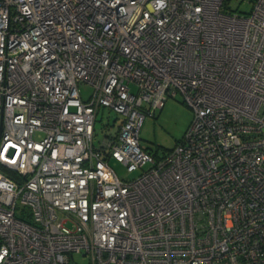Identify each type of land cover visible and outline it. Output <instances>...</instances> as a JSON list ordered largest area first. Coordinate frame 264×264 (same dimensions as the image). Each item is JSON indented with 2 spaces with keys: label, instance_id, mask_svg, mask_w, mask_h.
Listing matches in <instances>:
<instances>
[{
  "label": "built area",
  "instance_id": "built-area-1",
  "mask_svg": "<svg viewBox=\"0 0 264 264\" xmlns=\"http://www.w3.org/2000/svg\"><path fill=\"white\" fill-rule=\"evenodd\" d=\"M226 2L0 0V264H264V0ZM177 94L156 158L140 129Z\"/></svg>",
  "mask_w": 264,
  "mask_h": 264
},
{
  "label": "rangeland",
  "instance_id": "rangeland-1",
  "mask_svg": "<svg viewBox=\"0 0 264 264\" xmlns=\"http://www.w3.org/2000/svg\"><path fill=\"white\" fill-rule=\"evenodd\" d=\"M253 0H227L228 10L238 13H248ZM134 89V87H133ZM80 91L83 98H87L91 92V86L87 83L80 84ZM193 118V110L183 100L181 94L168 97L163 106L155 110L153 116H147L140 129L141 147L151 153H163L172 148L184 135ZM117 115L101 108L96 117V137H102L104 132H113L118 124ZM110 167L116 174L126 180L135 178L140 169L128 171L126 166L114 158L109 159ZM73 261L78 264H87L88 257L81 253H74Z\"/></svg>",
  "mask_w": 264,
  "mask_h": 264
},
{
  "label": "trees",
  "instance_id": "trees-1",
  "mask_svg": "<svg viewBox=\"0 0 264 264\" xmlns=\"http://www.w3.org/2000/svg\"><path fill=\"white\" fill-rule=\"evenodd\" d=\"M165 153V152H163ZM153 155L156 157V158H159L161 156V153H153Z\"/></svg>",
  "mask_w": 264,
  "mask_h": 264
},
{
  "label": "water",
  "instance_id": "water-1",
  "mask_svg": "<svg viewBox=\"0 0 264 264\" xmlns=\"http://www.w3.org/2000/svg\"><path fill=\"white\" fill-rule=\"evenodd\" d=\"M0 130H1V125H0Z\"/></svg>",
  "mask_w": 264,
  "mask_h": 264
}]
</instances>
